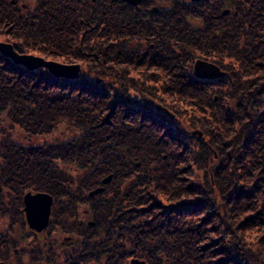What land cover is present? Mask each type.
Returning a JSON list of instances; mask_svg holds the SVG:
<instances>
[{"label": "trees", "instance_id": "trees-1", "mask_svg": "<svg viewBox=\"0 0 264 264\" xmlns=\"http://www.w3.org/2000/svg\"><path fill=\"white\" fill-rule=\"evenodd\" d=\"M97 1L35 0L22 12L0 0L15 51L85 68L66 78L0 53V215L9 231L24 191L45 192L46 232L71 238L28 247L1 233L0 261L39 264L52 248L59 264H264V0H143L137 16ZM195 55L224 74L194 76ZM59 125L74 135L34 142Z\"/></svg>", "mask_w": 264, "mask_h": 264}, {"label": "water", "instance_id": "water-1", "mask_svg": "<svg viewBox=\"0 0 264 264\" xmlns=\"http://www.w3.org/2000/svg\"><path fill=\"white\" fill-rule=\"evenodd\" d=\"M94 1V0H92ZM131 6L138 5L141 0H121ZM197 2L200 0H190ZM225 13V11H224ZM0 53L5 57H9L15 63L21 64L27 69H36L39 67L46 68L52 75L63 76L66 78H76L79 75V65L63 64L52 60H46L40 56L31 54L18 53L13 46L8 42L0 41ZM193 74L201 79H216L224 74L220 69L209 62L196 60L193 64ZM110 176L102 180L103 184L108 183ZM102 189L96 188L89 193L93 196L99 193ZM53 203L52 196L45 192L31 193L27 192L23 196V212L28 226L40 232L46 228L49 221L50 208ZM0 264H3L0 262ZM130 264H143L142 261L132 260Z\"/></svg>", "mask_w": 264, "mask_h": 264}, {"label": "rangeland", "instance_id": "rangeland-1", "mask_svg": "<svg viewBox=\"0 0 264 264\" xmlns=\"http://www.w3.org/2000/svg\"><path fill=\"white\" fill-rule=\"evenodd\" d=\"M8 1H10V0H8ZM99 1V0H98ZM97 1V2H98ZM109 0H101V2H103V4H106V5H109V2H108ZM186 2H188L189 0H185ZM190 2V1H189ZM98 4V3H97ZM15 5L17 6V7H20L21 8V11L22 12H28V11H31L32 9H33V7H34V5H35V0H15ZM117 4H115V6H116ZM143 5H144V3H143ZM143 5H139L138 7L136 6V7H133V6H128L127 8L128 9H132V10H134L135 11V13H137L135 16H137L138 14H140V12H143L144 11V6ZM156 5V4H155ZM224 7L225 8H223V10H228V11H231L232 12V9L234 10V8H233V5H231V3H230V1H225V3H224ZM124 6H126V5H124ZM149 7H153L152 5H150ZM157 7V6H156ZM160 7V6H159ZM106 8H108L107 6H106ZM126 8V9H127ZM116 9H120V7H116ZM125 8L123 7V6H121V10L123 11ZM131 10V11H132ZM158 11H163V9L162 8H159V10ZM128 12H130V11H128ZM131 13V12H130ZM132 13H134V12H132ZM131 13V14H132ZM132 15H134V14H132ZM188 22H189V25L191 26V27H193V28H195V27H199L200 25H201V21H200V19L199 18H194V17H190L189 18V20H188ZM0 41H5L4 40V37L2 36V35H0ZM9 43V42H8ZM133 43H135V42H133ZM11 44V43H10ZM133 46V45H132ZM140 46V45H139ZM142 47H143V45H141ZM135 47H138V44H136V46ZM36 56V55H35ZM43 58V57H42ZM45 59V58H44ZM201 60V59H203V58H200V57H197V55H195L194 56V59L188 64V67H190L191 68V70H192V67H193V64H194V62L196 61V60ZM46 60H48V59H46ZM52 61H55V60H52ZM207 61H209V60H207ZM55 62H58V63H62V62H59V61H55ZM209 62H212V61H209ZM63 64H66V63H63ZM72 64H77V65H79L78 63H72ZM215 65L220 69V71H225L226 69H224V68H222V66H220V64H218V63H215ZM79 74H81L82 72H83V70H85V68H84V66H81V65H79ZM135 77H136V75H134ZM134 77V79H136ZM133 86H134V88H135V92L136 93H138V94H140V92H144V91H146V90H144V86H142L141 84H140V82H136V85H134L133 84ZM155 88V91L158 89V85H156V86H154ZM135 92H133V91H131V95H137ZM157 92V95L159 94V91H156ZM138 97V96H137ZM149 101L151 102V105L152 106H154L155 108H157V109H164V110H166V105H165V103L161 100V98H149ZM166 111H168V110H166ZM163 112V111H162ZM185 124V123H184ZM72 135H74L73 134V130H71L70 128H68V127H66V126H64V125H59V127L58 128H56L54 131H52V133H50V134H48V135H45V136H43L42 138H36L35 140H34V142H41L42 140H47V141H56V140H65V139H68V138H70ZM13 138H14V136H13ZM16 139L19 141H21V142H29V141H26L25 139H23V137L22 136H19V135H17V137H16ZM15 139V140H16ZM62 165V164H61ZM63 166V165H62ZM64 168L67 170H69L70 171V173L71 174H73V175H75V174H77V172H78V170H77V168L75 167V166H73V165H69V164H64ZM199 175H201V173L199 174ZM106 184H108V183H106ZM106 184H103V185H106ZM103 187L104 186H102V188L101 187H98V188H101L102 190H103ZM101 190V191H102ZM7 191V190H6ZM27 192H31V193H34L33 192V190H31V189H28V190H25L24 191V194H26ZM2 193L4 194V195H7L6 197L8 198V201H10L11 199V193H9V192H5V191H3L2 190ZM88 193H90L89 191L87 192V194ZM23 194V195H24ZM98 194V193H97ZM22 195V196H23ZM9 196V197H8ZM88 196H89V194H88ZM94 196V195H93ZM93 196H89V197H93ZM95 196H96V194H95ZM7 200H5V202H8ZM11 203V202H10ZM83 206V205H82ZM21 208H22V206H21ZM21 208H19V209H21ZM84 215L83 217H84V220L85 219H87L88 220V218L85 216L86 214H85V212L82 210V213H81V215ZM21 216H18L17 217V221L15 222V224H11V226H10V230L9 231H7L6 229H7V227L9 226V222H10V219H9V217L7 216V215H4V217L2 216L1 217V215H0V234L1 233H3V234H8L9 236H12L13 237V239L16 241V242H19V243H21V244H24V246H30L31 244H30V242H33V243H39V244H42L41 242H42V238L46 235V237L47 236H49L48 234H46L45 233V235H43L42 233H40V232H36L37 234H36V237L35 238H33V236H32V233H31V231L33 232V230H31V229H29L28 227H27V224L25 223V220H24V217H23V215L22 214H20ZM22 222H21V221ZM12 222V221H11ZM22 223H23V225H22ZM57 229H59L58 227H57ZM34 232V233H35ZM55 235H54V237H56V238H53L54 239V241H56V242H60L62 239L64 240V238H66V237H69V235H62V233H54ZM67 234V233H66ZM38 241H41V242H38ZM69 241V239L67 240L66 239V241L65 242H68ZM18 243V244H19ZM8 245H10V244H8ZM20 245V244H19ZM22 246V245H21ZM24 246H22V248H24ZM20 247V246H19ZM3 248L4 249H6L7 248V245L6 244H3ZM9 248H12V246H10ZM60 250V249H59ZM11 254V253H10ZM13 256V255H12ZM12 256L10 257V260L12 261V262H14V259L12 258ZM23 258L24 259H28V257L25 255V256H23ZM22 258V261H23V263H27V262H25V260ZM132 259H136V260H140V261H142L143 262V264H146V262H145V259H143V258H135V257H133V258H129V259H127V262H126V264H130L131 263V261H132ZM3 262V261H2ZM6 262H9L8 260L6 261Z\"/></svg>", "mask_w": 264, "mask_h": 264}, {"label": "flooded vegetation", "instance_id": "flooded-vegetation-1", "mask_svg": "<svg viewBox=\"0 0 264 264\" xmlns=\"http://www.w3.org/2000/svg\"><path fill=\"white\" fill-rule=\"evenodd\" d=\"M120 1V0H119ZM10 2V4H12V5H15V0H10L9 1ZM121 2V1H120ZM121 3H123V2H121ZM150 10V9H149ZM155 12L156 14H157V9L155 10V9H153V8H151V12ZM154 13V14H155ZM51 223V222H50ZM50 223L47 225V227H46V230L49 228V226H50ZM46 230L44 231V232H41L43 235H45V233L46 234H48L49 236H53V238H56V237H54V233H48V232H46ZM32 233V235H33V237L35 238L36 237V234L35 233H33V232H31ZM46 238V235L43 237V239H45ZM66 239H71L70 237H66ZM54 240V239H53ZM39 252H40V258H39V261H40V263L39 264H59V263H57V260L56 261H54V257H57V251L56 250H54V249H52V248H41V249H39ZM56 262V263H55Z\"/></svg>", "mask_w": 264, "mask_h": 264}]
</instances>
